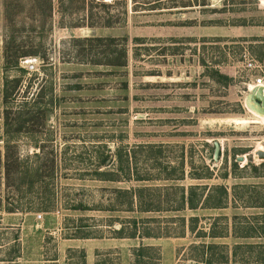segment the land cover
I'll return each mask as SVG.
<instances>
[{
    "label": "rangeland",
    "instance_id": "rangeland-1",
    "mask_svg": "<svg viewBox=\"0 0 264 264\" xmlns=\"http://www.w3.org/2000/svg\"><path fill=\"white\" fill-rule=\"evenodd\" d=\"M159 1L0 0V264H264V0Z\"/></svg>",
    "mask_w": 264,
    "mask_h": 264
},
{
    "label": "trees",
    "instance_id": "trees-1",
    "mask_svg": "<svg viewBox=\"0 0 264 264\" xmlns=\"http://www.w3.org/2000/svg\"><path fill=\"white\" fill-rule=\"evenodd\" d=\"M83 2L85 1V0H82ZM159 1V0H158ZM167 2H169V1H173V0H166ZM154 2V1H153ZM160 2V1H159ZM159 2L158 3H155V4H153L154 6L152 7L153 9H156V8H159L158 6V4H159ZM85 3V2H84ZM148 4L149 3H146L145 5L146 6H148ZM84 6V5H83ZM67 7V6H66ZM68 8V7H67ZM87 17H88V20L86 21V23H84V24H82V25H77L76 27H84V26H87V27H96V26H99V24H96L95 22H94V15H93V12L92 11H90V13L87 15ZM110 19H112V17L110 18ZM114 24V22L112 21V20H109L108 21V23L105 25V26H112ZM75 40H77V39H75ZM106 39H104L103 37H86V38H84L83 39V41H89L90 43H93V42H99V43H102V42H104ZM111 42H115L117 39L116 38H110L109 39ZM125 49H124V54H125ZM24 56H26V55H24ZM7 161L9 162V156H7ZM10 165H9V163H8V165H6V168H7V171H9V169H10V167H9ZM225 193H226V195H227V190L225 189ZM182 201H181V204L182 205H185L186 204V200L184 199V197H182ZM207 199V198H206ZM189 206L191 207V208H194V206H195V201L193 200V199H190L189 201ZM223 204L224 203H221V202H218V203H215V205H214V207H216V208H221V207H223ZM137 206L139 207V209L141 210V211H146V210H149V209H146L145 207H144V205H143V202L141 201V200H138L137 201ZM134 222H136V221H134ZM191 229H192V227H191ZM193 230V229H192ZM123 231H122V228L118 231V233L119 234H121ZM138 233L137 232H133V233H131V235H129V237H136V235H137ZM146 236H151L149 233H146L145 234ZM140 237H141V235H139ZM213 247H215L213 244H211V245H209V248H213ZM207 264H214V261L211 259V258H209V259H207ZM219 264H222V263H219Z\"/></svg>",
    "mask_w": 264,
    "mask_h": 264
},
{
    "label": "water",
    "instance_id": "water-1",
    "mask_svg": "<svg viewBox=\"0 0 264 264\" xmlns=\"http://www.w3.org/2000/svg\"><path fill=\"white\" fill-rule=\"evenodd\" d=\"M250 102H254V105H251ZM247 105L253 109H255V106L259 108V110L264 113V87H255L252 89L250 94L248 95L247 98ZM220 152H221V145L219 141H215L214 143V160L218 161L220 157ZM256 154L258 155L259 158L264 159V151L260 150L257 151ZM245 158L243 156H239L237 158V161H244Z\"/></svg>",
    "mask_w": 264,
    "mask_h": 264
},
{
    "label": "built area",
    "instance_id": "built-area-1",
    "mask_svg": "<svg viewBox=\"0 0 264 264\" xmlns=\"http://www.w3.org/2000/svg\"><path fill=\"white\" fill-rule=\"evenodd\" d=\"M25 64L26 67L29 68L30 70H37L36 59H26ZM248 66L254 70L258 68V65L251 60L248 62ZM254 85L255 87H259V86L264 87V76L262 74L258 78H256V80L254 81Z\"/></svg>",
    "mask_w": 264,
    "mask_h": 264
},
{
    "label": "bare ground",
    "instance_id": "bare-ground-1",
    "mask_svg": "<svg viewBox=\"0 0 264 264\" xmlns=\"http://www.w3.org/2000/svg\"><path fill=\"white\" fill-rule=\"evenodd\" d=\"M251 89H254L255 88V85H251V87H250ZM250 104L251 105H254V102H250ZM248 108H249V110L251 111V112H253L255 115H256V117L257 118H259V119H263L264 118V113H262L260 110H259V108L257 107V106H255V109H253V108H251V107H249L248 106ZM242 120V119H241ZM248 120V119H247ZM243 122H247L246 120H242ZM252 121V120H251ZM256 121V120H255ZM256 122H258V121H256ZM257 151H260V150H257ZM262 151H264V150H262Z\"/></svg>",
    "mask_w": 264,
    "mask_h": 264
}]
</instances>
